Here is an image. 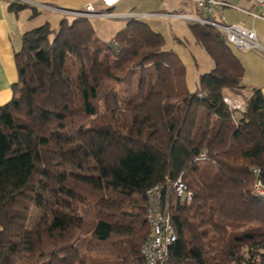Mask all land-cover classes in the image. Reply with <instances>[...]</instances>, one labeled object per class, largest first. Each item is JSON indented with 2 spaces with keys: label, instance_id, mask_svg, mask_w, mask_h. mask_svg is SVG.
I'll return each instance as SVG.
<instances>
[{
  "label": "trees",
  "instance_id": "1",
  "mask_svg": "<svg viewBox=\"0 0 264 264\" xmlns=\"http://www.w3.org/2000/svg\"><path fill=\"white\" fill-rule=\"evenodd\" d=\"M190 28L213 63L192 93L142 21L109 42L85 18L21 35L0 105V264H145V193L177 177L192 200L166 193L164 264H264V97L253 90L234 125L224 98L241 97L244 69L220 32Z\"/></svg>",
  "mask_w": 264,
  "mask_h": 264
},
{
  "label": "crops",
  "instance_id": "2",
  "mask_svg": "<svg viewBox=\"0 0 264 264\" xmlns=\"http://www.w3.org/2000/svg\"><path fill=\"white\" fill-rule=\"evenodd\" d=\"M152 1L148 0L147 3ZM222 1L235 7H227L222 10L221 15L226 24H242L246 28L253 29L259 41H264V22L252 19L243 12H257V8L251 0ZM11 2V0H0V105L7 104L14 97L13 86L18 82L14 65V55L20 50L21 35L25 31L44 24H48L55 31L61 20H66L71 23L79 19L68 12L83 11L87 4H92L95 12L99 16H87L85 19L90 22L95 36L100 41L109 42L130 21L127 18L128 15H134L136 17L135 20H139L140 18L145 19L143 17L146 15H161L158 16L161 18L164 14L173 13L175 10H182L189 7L182 4L178 5L173 0H165L164 3L157 7L145 6L139 2L137 4L138 12L119 6L116 12L108 13L109 10H115L121 1L114 7L108 9L99 0H22L23 4L29 7L16 14L7 10V5ZM155 10L158 12H155ZM37 17L39 20L35 21ZM146 21L145 23L150 28L151 25L156 26L158 22L150 17ZM162 22L164 23V21ZM96 26L99 32H102V36L108 38L106 41L98 35ZM239 53L241 60L239 62L241 65L246 64L250 68V81L248 82L250 94L253 90L259 89L264 97V56L253 52ZM244 78L242 82H244ZM227 97L234 96L228 94Z\"/></svg>",
  "mask_w": 264,
  "mask_h": 264
},
{
  "label": "built area",
  "instance_id": "3",
  "mask_svg": "<svg viewBox=\"0 0 264 264\" xmlns=\"http://www.w3.org/2000/svg\"><path fill=\"white\" fill-rule=\"evenodd\" d=\"M18 3H23L22 0ZM105 8H112L121 0H99ZM178 5L182 4L194 7L195 11L188 15L173 13L164 14L168 19H180L189 25H202L214 28L220 32L225 39L226 45L238 52H253L264 56V42L261 44L257 34L253 29L244 27L242 24H226L221 15L224 8H235L222 0H173ZM257 8L256 13L243 11L252 19L264 22V0H251ZM78 18L87 16H99L95 12L92 4H87L83 11L68 12ZM161 15H146L144 17H154ZM128 19H135L134 15H128ZM224 103L231 113L232 122L237 125L236 114L244 111V104L236 98L225 97ZM207 158L206 153H202L196 159L204 161ZM257 181L254 185V191L257 197L264 199V186L260 182V170H254ZM166 193H172L181 203L188 205L192 200V193L188 190L181 177H177L169 183L166 188L164 185H156L145 193L147 202L146 223L150 229V235L144 240L140 247V255L145 264H164L169 252L177 237L171 223L168 197Z\"/></svg>",
  "mask_w": 264,
  "mask_h": 264
},
{
  "label": "rangeland",
  "instance_id": "4",
  "mask_svg": "<svg viewBox=\"0 0 264 264\" xmlns=\"http://www.w3.org/2000/svg\"><path fill=\"white\" fill-rule=\"evenodd\" d=\"M13 3H18L19 1L11 0ZM148 0H121L119 5L116 6L115 10H109L108 13L116 12L119 6L124 7L125 9L129 10H136L138 12L137 4L139 2L143 3L145 6L150 7H157L160 4L164 3L165 0H153L152 2H148ZM135 7V8H132ZM157 9V8H156ZM145 11V10H144ZM193 11H195L194 7H188L182 10H175L173 12L174 15L181 14V15H188L191 14ZM155 12H158L155 10ZM36 17V16H34ZM145 19H139L140 21L144 22L149 17H143ZM154 20H157V24L151 25V29L160 34L164 39V50L169 51L171 53H174L179 57V60L186 68V85L188 90L192 93L195 91L197 84H198V78L199 76L208 73L213 68V63L211 59L208 57L204 49L196 42L192 32H191V25L188 23L174 18V19H168L165 17L159 18L158 16L150 17ZM38 17L35 21H38ZM132 20V19H128ZM164 21V23L162 22ZM147 22V21H146ZM96 30L98 31V35L103 39L107 40L108 38H104L105 36H102V32L100 33L97 26ZM100 33V34H99ZM261 44H263L264 41H259ZM234 55L240 60V53L236 51L235 49L231 48ZM244 68V82L243 85L245 89L242 91L241 97H230V98H236L239 99L245 106V103L250 97V92L248 90V82L250 81V68L246 66V64H242ZM238 114H236V117L238 118Z\"/></svg>",
  "mask_w": 264,
  "mask_h": 264
}]
</instances>
